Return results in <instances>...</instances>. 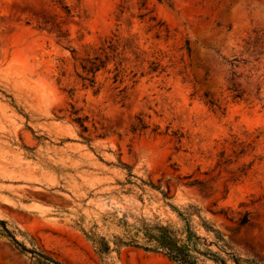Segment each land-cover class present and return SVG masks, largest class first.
<instances>
[{
    "label": "rangeland",
    "instance_id": "rangeland-1",
    "mask_svg": "<svg viewBox=\"0 0 264 264\" xmlns=\"http://www.w3.org/2000/svg\"><path fill=\"white\" fill-rule=\"evenodd\" d=\"M106 55L83 86L82 61ZM169 204L264 264V0H0V220L64 264H170L127 247L101 259L85 237L176 222ZM221 209L249 225L233 233ZM0 264L31 263L0 237Z\"/></svg>",
    "mask_w": 264,
    "mask_h": 264
},
{
    "label": "trees",
    "instance_id": "trees-1",
    "mask_svg": "<svg viewBox=\"0 0 264 264\" xmlns=\"http://www.w3.org/2000/svg\"><path fill=\"white\" fill-rule=\"evenodd\" d=\"M158 3L167 0H156ZM185 49L189 51L188 44L185 43ZM218 55L217 52H215ZM114 57L94 56L86 58L79 66L80 72L76 74L77 79L86 88H95L96 74L105 69ZM232 60L225 61L231 68L234 67ZM117 69V67H116ZM115 69V71H116ZM154 71V70H152ZM208 72L205 71L207 76ZM234 75V73H232ZM118 73L113 76L114 82L117 80ZM234 92H236L234 90ZM241 94L235 93L234 99H239ZM80 110L70 105L67 118L79 129V135L85 142L89 139L85 137L88 133L87 117L80 116ZM144 126L142 127V129ZM242 150L239 154H242ZM189 177H185L188 179ZM189 187H197L199 191L204 185L196 181L186 184ZM168 192H162L165 199ZM171 211L176 215L177 221H145L136 220L126 222L118 219L120 235H116L109 242L105 236H99L94 232L85 234L90 241L94 253L101 259L112 252H118L122 248H132L144 253L154 254L163 257L170 264H257L250 260L240 257L231 247L226 235L202 215L201 210L193 205H187L181 209L168 205ZM212 215L221 217L224 221L232 225V232L238 234L249 225L248 213L234 215L227 210L212 211ZM16 233L22 234L19 230H9L7 222L0 220V237L5 238L10 245L21 255L26 256L31 264H64L59 261L53 253L46 251L42 246L37 245L32 239L29 240L30 246H25L16 239ZM202 232V234H201ZM111 243V245H110Z\"/></svg>",
    "mask_w": 264,
    "mask_h": 264
}]
</instances>
